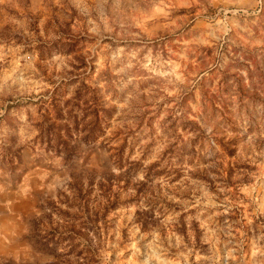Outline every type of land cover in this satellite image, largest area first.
Segmentation results:
<instances>
[{
  "label": "clouds",
  "instance_id": "clouds-1",
  "mask_svg": "<svg viewBox=\"0 0 264 264\" xmlns=\"http://www.w3.org/2000/svg\"><path fill=\"white\" fill-rule=\"evenodd\" d=\"M0 264H264V0H0Z\"/></svg>",
  "mask_w": 264,
  "mask_h": 264
}]
</instances>
